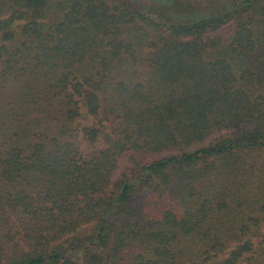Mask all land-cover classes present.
<instances>
[{
  "label": "trees",
  "instance_id": "1",
  "mask_svg": "<svg viewBox=\"0 0 264 264\" xmlns=\"http://www.w3.org/2000/svg\"><path fill=\"white\" fill-rule=\"evenodd\" d=\"M263 227L264 0H0V264H264Z\"/></svg>",
  "mask_w": 264,
  "mask_h": 264
},
{
  "label": "rangeland",
  "instance_id": "2",
  "mask_svg": "<svg viewBox=\"0 0 264 264\" xmlns=\"http://www.w3.org/2000/svg\"><path fill=\"white\" fill-rule=\"evenodd\" d=\"M87 111L86 109H83V114H84V117L82 119H80L76 125H74V129L76 130V132L78 131V142L80 144V147L82 148V150H87L88 147H87V142L85 140V137L84 135L80 132L81 128L84 127V126H91V125H95L97 123V120H95L94 118L90 117V116H87L86 115ZM127 166V165H125ZM261 233L262 235L258 238L255 239V242L256 243H259L261 242L262 238L264 237V227L263 229L261 230Z\"/></svg>",
  "mask_w": 264,
  "mask_h": 264
}]
</instances>
